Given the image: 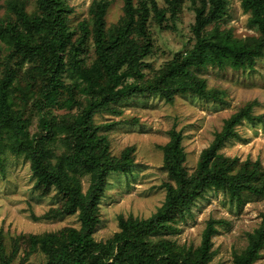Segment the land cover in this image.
Masks as SVG:
<instances>
[{
	"label": "trees",
	"instance_id": "trees-1",
	"mask_svg": "<svg viewBox=\"0 0 264 264\" xmlns=\"http://www.w3.org/2000/svg\"><path fill=\"white\" fill-rule=\"evenodd\" d=\"M186 1L193 12L190 45L155 68L147 60L154 46L151 26L176 30ZM122 2V15L109 25L110 0H92L86 18L75 26L69 23L73 9L67 0H34L31 11L26 0H8L0 13V160L5 151L22 155L30 163L34 187L41 194L56 190L57 205L43 218L77 214L80 222L78 228L17 235L9 250L0 230V264H24L35 252L45 264H208L214 255L212 236L222 220L209 218L195 247L179 246L162 234L174 230L207 190H222L238 202L245 194L264 195V165L220 151L236 137L243 119H262L249 102L224 120L192 173L184 165L182 133L171 128L161 146L168 177L161 205L144 218L119 215L118 230L105 240L94 238L108 175L130 173L135 163L132 145L119 155L111 153L100 130L114 123L96 124L93 115L118 113V102L135 94L155 93L169 103L183 93L221 99L223 92L208 88L200 71L208 65L251 68L264 56V0H240L257 31L243 37L222 25L228 0H164L162 6L156 0ZM58 141L60 153L55 151ZM82 177L88 180L85 191ZM260 216L244 248L233 253L232 264H254L259 257L264 209Z\"/></svg>",
	"mask_w": 264,
	"mask_h": 264
},
{
	"label": "rangeland",
	"instance_id": "rangeland-1",
	"mask_svg": "<svg viewBox=\"0 0 264 264\" xmlns=\"http://www.w3.org/2000/svg\"><path fill=\"white\" fill-rule=\"evenodd\" d=\"M0 10L4 14L5 3ZM92 0H67L72 12L69 23L75 26L86 18ZM136 1V0H135ZM160 6L164 0H156ZM105 15L107 25L114 23L122 15V0H110ZM187 1L179 14L176 30H159L151 26L154 46L147 60L157 68L169 59L175 51L190 45V25L193 12ZM34 0H26V9L31 11ZM222 25L232 29L234 35L243 37L256 34L248 23V13L243 12L240 0H228L227 13ZM90 46V45H89ZM92 49V46H90ZM92 52V51H91ZM206 80L208 88L223 92L221 99L204 98L196 94H177L169 103L155 93L135 94L118 102L120 112H97L93 115L96 124L113 122L109 128H101L109 139L113 155H119L127 146H134V166L130 173L112 172L107 177L103 194L98 200L99 222L93 236L105 240L118 230V216L132 215L147 217L161 205L165 196L164 182L168 180L163 167L161 146L170 138L169 130L175 128L182 133L185 152L184 165L192 173L201 150L222 128L224 120L240 107L252 102V112L262 115V119L250 122L243 119L236 125L237 135L226 141L220 149L225 155L259 160L264 165V56L258 58L251 68L232 69L208 65L199 73ZM76 111V108L71 110ZM59 110L57 113H64ZM37 116L32 118L30 131L36 130ZM63 150L57 142L56 152ZM30 163L22 155L5 151L0 160V230L7 250L11 238L20 234H37L71 226L78 228L77 214H63L43 218L51 207L57 205L56 190L41 194L34 187ZM88 186L86 177L81 178V187ZM264 209V195L245 194L242 201L232 198L222 190H207L198 197L184 218L178 220L174 230L163 233L179 246L195 247L209 218L222 220L216 224L217 231L212 236L214 255L208 264H232L233 253L239 252L247 243V233L258 226ZM21 252L13 263L20 260ZM24 264H45L40 252L32 253ZM254 264H264V245Z\"/></svg>",
	"mask_w": 264,
	"mask_h": 264
}]
</instances>
